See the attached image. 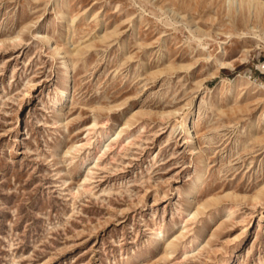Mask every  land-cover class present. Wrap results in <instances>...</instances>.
<instances>
[{"label": "rangeland", "instance_id": "374dc122", "mask_svg": "<svg viewBox=\"0 0 264 264\" xmlns=\"http://www.w3.org/2000/svg\"><path fill=\"white\" fill-rule=\"evenodd\" d=\"M53 1L0 0V264H264V8Z\"/></svg>", "mask_w": 264, "mask_h": 264}, {"label": "bare ground", "instance_id": "6f19581e", "mask_svg": "<svg viewBox=\"0 0 264 264\" xmlns=\"http://www.w3.org/2000/svg\"><path fill=\"white\" fill-rule=\"evenodd\" d=\"M233 1L236 2V0H228V7H230L233 4ZM53 2H59V0H54ZM239 5L242 4L243 6L246 5V7L250 10L251 8H258V6H262L264 8V1L261 0H238ZM237 4V3H236ZM234 5V4H233ZM241 6V5H240ZM227 7V8H228ZM234 7H236L234 5ZM231 8V7H230ZM236 9V8H235ZM58 19L57 21H62L65 19L66 15H65V9H60L58 12ZM42 37H44V39L46 41H49V36L43 32H40ZM16 37H18V35H16ZM54 50L58 53H60V57H61V69H62V73H64V70L68 67V60H65L63 57L64 55H62V52H60V47L58 45L54 46ZM67 91L66 88H60L57 92V94L54 95V99H53V103L54 105L56 104H60L61 103V99L63 97H67ZM194 105L192 104V106L189 108V111L183 115L181 117V119L177 120V123L175 125L172 126L171 131L172 130H177L178 132H181L182 134V138L184 143H186L189 148H191L192 150L195 148V146L193 145L194 143V136H195V128L192 124V114L195 113L194 110ZM177 111V110H176ZM124 123L128 124V121H121V122H117V126L119 128L122 129ZM94 124H96V122H93L91 125L93 126ZM110 134V129L108 128H103L99 130V135H97L95 137V141L98 143L100 142L104 137L108 136ZM120 132H116L115 135V139H118ZM112 135V134H111ZM128 138V136H122L121 137V142L125 141ZM104 141V140H103ZM128 141V140H127ZM109 143H106L104 148L102 147V145H96L97 151L98 153H96L97 157L100 156V154L104 153L105 148L109 147ZM202 165V164H201ZM203 171H199V176L196 177L192 184L190 185L191 190L189 192H187L186 194H189L191 192H196L198 190V185L199 183H201V180L203 178L202 175ZM260 191L255 195L256 197L259 196ZM207 205L204 202H198L195 199V196H192L189 200H188V207L182 209L181 211H183V217L184 219V224H182L181 228L186 227V221H188L189 219L195 217V215L200 211L201 208H205ZM195 207V208H193ZM193 208V209H192ZM264 214V213H263ZM179 227V226H178ZM154 233L153 236L155 238L151 239L150 242L151 243H156L157 241H159L161 238H163L164 236V231L165 228L157 225L154 228ZM182 235H184V233H181ZM199 235L195 234L192 235L188 241H186L185 243L182 244V250L183 252L189 248L194 242H196L198 240ZM174 243L172 241H169L165 244V248L169 249L171 247H173Z\"/></svg>", "mask_w": 264, "mask_h": 264}]
</instances>
